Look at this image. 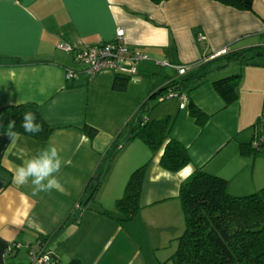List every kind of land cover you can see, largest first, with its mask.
I'll list each match as a JSON object with an SVG mask.
<instances>
[{
	"label": "crops",
	"instance_id": "obj_1",
	"mask_svg": "<svg viewBox=\"0 0 264 264\" xmlns=\"http://www.w3.org/2000/svg\"><path fill=\"white\" fill-rule=\"evenodd\" d=\"M118 27L127 50L146 58L124 92L112 89L114 72L90 79L82 64L77 69L74 51L59 49L110 42ZM262 45L264 0H252L250 11L212 0H0V107L35 104L53 128L44 142L21 135L13 142L0 134V264H28V248L52 236L51 244L72 239L78 264H123L126 258L134 264L142 236L137 224H173L177 233L184 223L179 189L194 170L225 179L233 196L264 187V58L224 65L223 55L216 56ZM200 62L207 63L202 84L174 89L180 98L157 102L145 115L168 119V137L188 151L190 164L170 173L159 166L162 150L154 154L141 139L127 138L125 125L145 103L152 106L164 78L165 84L179 79L176 66ZM67 72L76 77L66 80ZM233 73L241 75L238 97L226 105L211 82ZM190 103L204 114L203 126L189 114ZM85 126L96 131L93 138ZM257 138L261 151L254 153L246 145ZM49 145L66 161L57 174L60 189L37 194L31 183H14L16 168ZM143 165L139 212L119 224L116 201ZM56 244L50 250L60 264Z\"/></svg>",
	"mask_w": 264,
	"mask_h": 264
},
{
	"label": "trees",
	"instance_id": "obj_2",
	"mask_svg": "<svg viewBox=\"0 0 264 264\" xmlns=\"http://www.w3.org/2000/svg\"><path fill=\"white\" fill-rule=\"evenodd\" d=\"M150 1L153 4H160L168 0ZM212 1L245 11H250L252 4V0ZM258 58H264V45L225 53L221 59L224 60V65L232 62L254 65ZM206 64L200 62L184 65L185 74L179 76L177 80H169L166 84L164 81L166 82L167 78H164L162 83L157 84V86L163 84L162 87L151 98L174 89L186 92L202 84L206 78ZM129 78L116 76L112 89L116 92H124ZM240 79L239 73H233L213 80L211 87L226 105H230L237 100L236 88ZM148 102L136 111L125 126L131 133L130 138L141 139L152 153L162 150L159 166L165 171L176 173L190 164L188 151L180 143L168 137V119L146 118L145 115H148L153 107L147 108ZM25 112L36 114L37 122L43 128L40 133L31 134L23 130L21 122ZM189 114L195 118L199 126H203L205 116L192 103L189 104ZM13 120L16 122L14 130L19 135L39 142L46 141L53 131L40 115L38 107L32 103L0 107V134L5 135L9 121ZM83 130L90 138L96 134V131L88 126ZM251 145L254 147V143L246 146L251 147ZM260 147L251 150L257 153L261 151ZM146 166L143 165L131 173L123 196L116 201L119 216L115 220L119 224L132 221L139 212V197ZM99 180L93 183L87 197L88 201L98 190ZM178 198L184 219V231L177 238V248L172 257L174 264H264V187L248 195L233 196L227 191L225 179L196 169L181 183ZM79 217L80 215L76 216L75 222ZM51 239L53 236L45 237L41 242L50 245ZM52 256L53 264H59L54 252Z\"/></svg>",
	"mask_w": 264,
	"mask_h": 264
},
{
	"label": "built area",
	"instance_id": "obj_3",
	"mask_svg": "<svg viewBox=\"0 0 264 264\" xmlns=\"http://www.w3.org/2000/svg\"><path fill=\"white\" fill-rule=\"evenodd\" d=\"M59 49L65 52H75V60L77 63L85 67V72L90 79L104 71L114 72L116 75L124 77H132L138 72V64L146 60L145 56L140 53H131L126 48L124 30L118 27L115 31L114 39L104 44H97L86 48H79L78 50L71 49L68 46L60 45ZM227 51L224 49L216 56L224 55ZM158 67L168 65L156 64ZM176 71L179 76L185 74L186 68L184 66H176ZM74 73H66V80L75 78ZM181 94L174 91H169L158 97L159 101L170 98H180ZM261 141L254 143V148L260 147ZM17 249L19 245L13 244ZM13 246L7 248L9 253ZM50 245L47 243L36 242L32 247L28 248V264H53V252L50 250Z\"/></svg>",
	"mask_w": 264,
	"mask_h": 264
},
{
	"label": "clouds",
	"instance_id": "obj_4",
	"mask_svg": "<svg viewBox=\"0 0 264 264\" xmlns=\"http://www.w3.org/2000/svg\"><path fill=\"white\" fill-rule=\"evenodd\" d=\"M15 127L16 122L14 120L9 121L5 133L9 140L13 142L19 136V133L14 130ZM21 127L26 133L31 134H37L43 130L42 125L37 122L36 114L33 112L23 114ZM65 163L66 161L60 156L58 148L49 145L41 150L38 155L25 160L22 165L16 168L13 182L19 185L31 183L33 192L37 194L42 191L50 192L53 189H60L61 185L57 174Z\"/></svg>",
	"mask_w": 264,
	"mask_h": 264
},
{
	"label": "rangeland",
	"instance_id": "obj_5",
	"mask_svg": "<svg viewBox=\"0 0 264 264\" xmlns=\"http://www.w3.org/2000/svg\"><path fill=\"white\" fill-rule=\"evenodd\" d=\"M80 65L81 64L78 66L76 65L77 69L81 67ZM157 102H159L158 98H156V101L153 102L152 106L157 105ZM137 228L138 233H141L142 236L140 237V244H137V248L140 250L139 256L135 259L134 264H174L172 257L177 248V238L182 234L184 229L183 222L178 225L177 233H172L176 232V227H174L173 224H170L167 227L154 225L147 229L142 225L140 226L137 224ZM55 244L54 241L49 248H55ZM56 245V253L58 251L57 255L59 256L60 264H78V260L80 259L72 257V239L67 241V238H60ZM138 245H140V247H138ZM125 251H127V249H125ZM126 253L131 252L128 251ZM128 261L129 259L126 258V260L123 261V264H127Z\"/></svg>",
	"mask_w": 264,
	"mask_h": 264
},
{
	"label": "water",
	"instance_id": "obj_6",
	"mask_svg": "<svg viewBox=\"0 0 264 264\" xmlns=\"http://www.w3.org/2000/svg\"><path fill=\"white\" fill-rule=\"evenodd\" d=\"M130 137V134L129 135H127V138H129Z\"/></svg>",
	"mask_w": 264,
	"mask_h": 264
}]
</instances>
